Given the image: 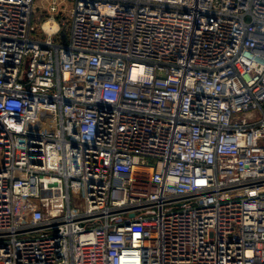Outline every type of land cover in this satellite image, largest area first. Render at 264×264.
<instances>
[{
  "label": "built area",
  "instance_id": "built-area-1",
  "mask_svg": "<svg viewBox=\"0 0 264 264\" xmlns=\"http://www.w3.org/2000/svg\"><path fill=\"white\" fill-rule=\"evenodd\" d=\"M34 4L0 0V264H264V0H75L66 42Z\"/></svg>",
  "mask_w": 264,
  "mask_h": 264
},
{
  "label": "rangeland",
  "instance_id": "rangeland-1",
  "mask_svg": "<svg viewBox=\"0 0 264 264\" xmlns=\"http://www.w3.org/2000/svg\"><path fill=\"white\" fill-rule=\"evenodd\" d=\"M53 0H35L34 4V12H35V20L37 18L45 19L49 16V12H51V5ZM75 0H57L58 12L57 16H61L65 25L62 27L60 34L65 33L64 29H67L69 25L71 11L74 7ZM66 35V34H65Z\"/></svg>",
  "mask_w": 264,
  "mask_h": 264
},
{
  "label": "trees",
  "instance_id": "trees-1",
  "mask_svg": "<svg viewBox=\"0 0 264 264\" xmlns=\"http://www.w3.org/2000/svg\"><path fill=\"white\" fill-rule=\"evenodd\" d=\"M57 18L62 21V17L61 16H57ZM34 19H35V16H34ZM65 30V33H62V34H59L56 39L57 40H61V41H64L66 42L68 40V36H69V30H70V27L68 25L67 29H64ZM66 34V35H65Z\"/></svg>",
  "mask_w": 264,
  "mask_h": 264
},
{
  "label": "bare ground",
  "instance_id": "bare-ground-1",
  "mask_svg": "<svg viewBox=\"0 0 264 264\" xmlns=\"http://www.w3.org/2000/svg\"><path fill=\"white\" fill-rule=\"evenodd\" d=\"M50 25H53L54 28L57 27V23H55L54 21H51V22H47V23H45L44 27H45L46 29H49Z\"/></svg>",
  "mask_w": 264,
  "mask_h": 264
}]
</instances>
